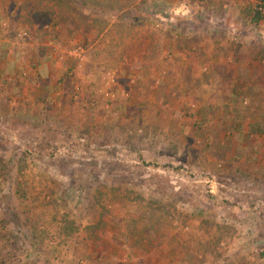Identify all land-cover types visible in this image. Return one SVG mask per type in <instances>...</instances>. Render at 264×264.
Wrapping results in <instances>:
<instances>
[{
  "label": "rangeland",
  "instance_id": "obj_1",
  "mask_svg": "<svg viewBox=\"0 0 264 264\" xmlns=\"http://www.w3.org/2000/svg\"><path fill=\"white\" fill-rule=\"evenodd\" d=\"M140 4V25L161 42L168 23L183 39L192 25L179 21L205 22L196 0H0L31 24L10 25L19 43L30 34L42 58L51 49L39 73L55 71L33 87V114H0V264H264V63L227 101L212 66L203 83L186 74L185 93L164 77L153 91L133 59L140 32L127 13ZM259 27L241 40L260 49ZM197 84L200 97L188 96Z\"/></svg>",
  "mask_w": 264,
  "mask_h": 264
},
{
  "label": "crops",
  "instance_id": "obj_2",
  "mask_svg": "<svg viewBox=\"0 0 264 264\" xmlns=\"http://www.w3.org/2000/svg\"><path fill=\"white\" fill-rule=\"evenodd\" d=\"M139 1L142 0H138V2ZM196 1L202 6V18L205 20V22H202L201 18L199 17H197L198 19L196 18V22L188 21V19L179 21L181 22H178L180 25L178 24L176 26L186 27L189 25L188 22H191L190 24L192 25L188 27V31H190L188 33L190 35L183 39L179 36H174L176 32L172 31V24L168 23L166 24L165 31L163 32V34H166L167 39L164 37L163 42H161V40L158 41L157 38L154 37L156 34L155 32H157L156 30L148 28L150 31L146 32L143 30L144 26L140 25L141 19L145 17L142 13V4L133 6V8L129 10V13L127 14L131 15L130 18L133 21V26L137 27L136 31L140 32H136L138 36L136 41L133 42V44H136L134 48L135 52L133 59L135 64L139 65V68L141 69L138 71V74H149V77L153 80V91L156 90L157 86L159 87V84L164 77L163 80H165V83H175L178 91H184L185 93L187 89L186 85L190 79V77H186V74L192 76L196 74V78L193 80H198L199 83H203L204 80L199 79V77L205 73L203 72V68L212 66L210 68L212 74L211 78L212 80L218 82V87L216 90L220 96H222V99L227 101L225 95L230 96L234 93V91H237L239 95H241L243 92H247V87L249 84H251L252 80L251 75L253 74V63H264L262 60V56L264 54H260V57L256 56L259 54L260 50H264V46L262 45L260 49H257L254 41L251 40L252 38H244V40H241V38L247 36L249 33L252 35L256 28L261 27H259V25L264 26V17L262 14V19H260L259 22L253 19V15H251V11L255 9V3L258 0ZM261 1L264 2V0ZM2 9L3 10L0 8V14L1 12L5 14L6 11L9 10L8 7H6V9ZM28 14L29 13L27 12L24 14L26 15V18H28ZM199 14L200 13L197 12L194 13L195 17L196 15L199 16ZM5 15L8 18V13ZM17 17L18 16L14 14L9 16L5 23L0 21V26H3V29H1L2 33H0V114L2 115H6L8 112L11 114L19 112L33 114L35 112L33 108L37 105L33 104L32 102L35 100L39 102L38 97H40L36 96V91L33 87L36 85L37 87L42 85L44 86L45 82L50 81L53 78L55 79L53 74L55 71L52 67H48L47 69L45 68V75H41V72L39 73L38 61L39 59L43 61V59L46 57L47 59L50 58L51 49H47L45 53H42V58L40 55L41 53L37 51V47L35 48L37 42L33 40V37L30 34L27 38L23 36L24 38L22 42L19 43V38L22 37H17L14 33L15 30L11 29L10 25L13 26L16 24V26H18L17 29H26L30 33L29 29L31 28V24H29L30 22L25 24L22 22L23 19H17ZM148 18L152 19L150 16H148ZM171 20L174 19L171 18ZM203 23L206 24L209 31H211V29L215 31L213 32L215 37L208 47L215 49V51L218 50L220 53L219 59H210L208 57L209 55L206 50V42L203 40L204 32L202 29H197L201 28L200 25ZM54 25L55 21L52 22V28L55 29ZM169 28H171V30ZM109 29L110 28H108L107 31ZM145 29H147V27ZM4 35L6 36L3 39L2 37ZM181 39L184 40V43H181ZM233 41L241 43L242 46L234 45ZM42 44H44V42ZM157 47L164 49V58L165 56L167 58V55L170 54H173L174 57L179 56V58L174 59V57H172L169 62L166 61L164 64L157 63L162 59L158 57V60H156L155 54L152 55L153 53H151V51L156 50ZM15 49L20 52L16 53ZM239 49L241 51L239 55L243 54L241 58H239V55L235 53L236 50L239 52ZM253 50L256 52L254 53ZM193 51H195L196 57L189 56L190 53H193ZM36 58H38L37 61L35 60ZM34 62L37 64H34ZM32 65H35L36 68H32ZM193 65L194 67H192ZM224 65L226 66L225 69L227 70H223ZM195 68H199L201 72ZM222 71H225L229 74V80L225 78L226 75ZM261 78L262 80L264 79L263 77ZM225 81H227L226 89H224L221 85V83ZM238 82H242V88L237 87ZM199 85L197 84L195 87L192 85V91L194 92L192 94L187 93V95L197 98L200 97L201 93L198 91L202 86ZM165 86H168V93H170V88H173L172 85ZM189 89L190 88H188V90ZM12 95H21V100L23 101H20V104H17L18 98ZM14 98L17 99L14 100L15 102L10 101ZM183 99L187 98L183 97ZM156 100L154 102L159 103ZM134 257H136V254H134Z\"/></svg>",
  "mask_w": 264,
  "mask_h": 264
},
{
  "label": "trees",
  "instance_id": "obj_3",
  "mask_svg": "<svg viewBox=\"0 0 264 264\" xmlns=\"http://www.w3.org/2000/svg\"><path fill=\"white\" fill-rule=\"evenodd\" d=\"M262 14H263V13H261L260 11H255V16H254L255 19H256V20H259V19L262 17Z\"/></svg>",
  "mask_w": 264,
  "mask_h": 264
},
{
  "label": "built area",
  "instance_id": "obj_4",
  "mask_svg": "<svg viewBox=\"0 0 264 264\" xmlns=\"http://www.w3.org/2000/svg\"><path fill=\"white\" fill-rule=\"evenodd\" d=\"M259 10H260V11H262V10H263V8H262V7H260V8H259Z\"/></svg>",
  "mask_w": 264,
  "mask_h": 264
}]
</instances>
